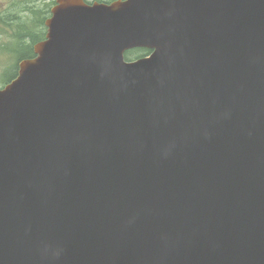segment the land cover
<instances>
[{
  "label": "water",
  "instance_id": "water-1",
  "mask_svg": "<svg viewBox=\"0 0 264 264\" xmlns=\"http://www.w3.org/2000/svg\"><path fill=\"white\" fill-rule=\"evenodd\" d=\"M45 25L0 88V264H264V0Z\"/></svg>",
  "mask_w": 264,
  "mask_h": 264
},
{
  "label": "rangeland",
  "instance_id": "rangeland-1",
  "mask_svg": "<svg viewBox=\"0 0 264 264\" xmlns=\"http://www.w3.org/2000/svg\"><path fill=\"white\" fill-rule=\"evenodd\" d=\"M111 1V0H106ZM53 5V0H0V86H3L6 82L3 79H10L15 73L14 63L16 62L15 55L18 53L25 54L26 49L17 46L18 52L13 55L7 54L3 49L8 43H10L15 34V24H8L3 21L12 14H18L20 18L18 22L25 23L26 25H34V21L39 19V24L35 26V29L38 33H41L45 30L44 24L40 21L46 19L49 16L51 7ZM31 9H34V13ZM28 42V40H26ZM16 46V45H14ZM128 58L134 60L138 57L146 55L142 50H130L127 52ZM19 59H17V63ZM18 70V64H17Z\"/></svg>",
  "mask_w": 264,
  "mask_h": 264
},
{
  "label": "trees",
  "instance_id": "trees-1",
  "mask_svg": "<svg viewBox=\"0 0 264 264\" xmlns=\"http://www.w3.org/2000/svg\"><path fill=\"white\" fill-rule=\"evenodd\" d=\"M55 2V0H53ZM34 13L36 11L34 9H31ZM20 16L18 14L12 13L7 20H4V22L8 24H15L16 23V28H15V34L13 40L8 43L3 50L11 55L15 54L18 52L17 46L20 45L21 47H24L26 49L25 54L19 55L18 59L20 58H30L34 56V51H33V44L37 42L40 39H43L45 36V30L42 31L41 33H38L35 29V26L39 24V19H36L34 21V25H26L25 23L18 22V19ZM42 24H44V19L40 21ZM28 40V42H26ZM16 45V46H14ZM17 75V72L13 74L12 78H14ZM9 79L8 81H10Z\"/></svg>",
  "mask_w": 264,
  "mask_h": 264
},
{
  "label": "flooded vegetation",
  "instance_id": "flooded-vegetation-1",
  "mask_svg": "<svg viewBox=\"0 0 264 264\" xmlns=\"http://www.w3.org/2000/svg\"><path fill=\"white\" fill-rule=\"evenodd\" d=\"M90 2H93V1H105V2H110V1H106V0H89ZM112 1V0H111Z\"/></svg>",
  "mask_w": 264,
  "mask_h": 264
},
{
  "label": "bare ground",
  "instance_id": "bare-ground-1",
  "mask_svg": "<svg viewBox=\"0 0 264 264\" xmlns=\"http://www.w3.org/2000/svg\"><path fill=\"white\" fill-rule=\"evenodd\" d=\"M144 183H146L144 180H143Z\"/></svg>",
  "mask_w": 264,
  "mask_h": 264
}]
</instances>
